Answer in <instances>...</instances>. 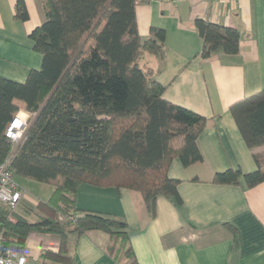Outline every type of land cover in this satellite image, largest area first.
<instances>
[{"label": "trees", "instance_id": "1", "mask_svg": "<svg viewBox=\"0 0 264 264\" xmlns=\"http://www.w3.org/2000/svg\"><path fill=\"white\" fill-rule=\"evenodd\" d=\"M137 0H43L44 21L28 34L41 54L38 69L23 82L0 76V162L13 150L9 168L23 177L54 186L42 216L30 222L0 206V231L7 242L25 247L31 232L50 234L57 251H40L39 260L73 264L68 239L90 230L108 234L106 251L119 264H138L127 224L110 215L76 207L79 184L114 186L138 191L150 217L158 196L181 203L178 179L168 176L172 159L187 167L203 160L198 136L206 118L162 97L164 86L143 70L144 52L162 56L165 30L151 27L138 34ZM14 17L26 21L23 0ZM202 57L220 52L235 55L236 28L197 18ZM34 113L21 142L5 131L20 111ZM230 113L249 148L264 145V89L230 106ZM256 169L216 172L214 184L248 188L264 183V152L252 153ZM11 214L13 220H9Z\"/></svg>", "mask_w": 264, "mask_h": 264}, {"label": "crops", "instance_id": "2", "mask_svg": "<svg viewBox=\"0 0 264 264\" xmlns=\"http://www.w3.org/2000/svg\"><path fill=\"white\" fill-rule=\"evenodd\" d=\"M23 1L26 21L14 17L16 0H0V76L17 82L40 67L41 54L28 34L45 18L43 0ZM135 15L142 40L151 27L165 30L162 56L144 52L139 64L164 86L165 100L206 118L197 140L203 160L185 167L172 159L168 176L179 180L181 203L158 196L153 217L138 191L111 185L79 184L76 207L123 220L138 264H264V183L248 188L243 179L237 185L211 182L228 168L254 171L252 153L264 152V145H246L230 113L232 104L264 89V0H137ZM197 18L236 28L238 53L202 57ZM15 180L23 195L15 213L39 220L37 204L50 199L54 186ZM26 243L28 264H41L40 251L58 247L50 234L30 233ZM109 244L102 230L68 239L73 264H119L108 255Z\"/></svg>", "mask_w": 264, "mask_h": 264}, {"label": "built area", "instance_id": "3", "mask_svg": "<svg viewBox=\"0 0 264 264\" xmlns=\"http://www.w3.org/2000/svg\"><path fill=\"white\" fill-rule=\"evenodd\" d=\"M33 115L34 113L20 110L7 127L5 137L14 145L19 144ZM12 153L13 150L0 162V206L5 207L9 213L17 209L23 196L15 181V176L9 168ZM8 219L13 220V216L9 214ZM28 248H30L28 243H26L25 247H20L14 242H7L0 231V264H28L31 255L27 250ZM42 248L44 247L42 246Z\"/></svg>", "mask_w": 264, "mask_h": 264}, {"label": "rangeland", "instance_id": "4", "mask_svg": "<svg viewBox=\"0 0 264 264\" xmlns=\"http://www.w3.org/2000/svg\"><path fill=\"white\" fill-rule=\"evenodd\" d=\"M15 179H16V177H15ZM15 181H16V180H15ZM39 213H41V214H42V212H40V211H39ZM38 262H40V260H38Z\"/></svg>", "mask_w": 264, "mask_h": 264}]
</instances>
